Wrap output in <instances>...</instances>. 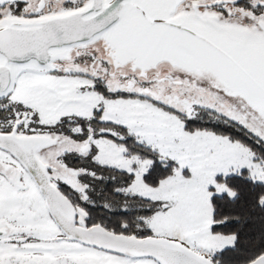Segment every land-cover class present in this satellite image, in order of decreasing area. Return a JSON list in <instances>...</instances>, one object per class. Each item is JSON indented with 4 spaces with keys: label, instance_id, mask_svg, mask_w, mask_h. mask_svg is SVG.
Segmentation results:
<instances>
[{
    "label": "snow or ice",
    "instance_id": "6c2138e0",
    "mask_svg": "<svg viewBox=\"0 0 264 264\" xmlns=\"http://www.w3.org/2000/svg\"><path fill=\"white\" fill-rule=\"evenodd\" d=\"M0 264H264V0H0Z\"/></svg>",
    "mask_w": 264,
    "mask_h": 264
}]
</instances>
